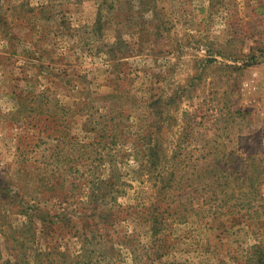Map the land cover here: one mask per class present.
Listing matches in <instances>:
<instances>
[{"label": "rangeland", "instance_id": "374dc122", "mask_svg": "<svg viewBox=\"0 0 264 264\" xmlns=\"http://www.w3.org/2000/svg\"><path fill=\"white\" fill-rule=\"evenodd\" d=\"M0 264H264V0H0Z\"/></svg>", "mask_w": 264, "mask_h": 264}]
</instances>
